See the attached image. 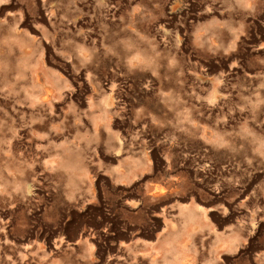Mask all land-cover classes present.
Instances as JSON below:
<instances>
[{
  "label": "rangeland",
  "instance_id": "374dc122",
  "mask_svg": "<svg viewBox=\"0 0 264 264\" xmlns=\"http://www.w3.org/2000/svg\"><path fill=\"white\" fill-rule=\"evenodd\" d=\"M261 254L264 0H0V264Z\"/></svg>",
  "mask_w": 264,
  "mask_h": 264
},
{
  "label": "water",
  "instance_id": "95a60500",
  "mask_svg": "<svg viewBox=\"0 0 264 264\" xmlns=\"http://www.w3.org/2000/svg\"><path fill=\"white\" fill-rule=\"evenodd\" d=\"M68 241H69L70 245L76 247L79 245V242H82V238L77 237V238H73V239L68 240Z\"/></svg>",
  "mask_w": 264,
  "mask_h": 264
},
{
  "label": "crops",
  "instance_id": "0c3cea01",
  "mask_svg": "<svg viewBox=\"0 0 264 264\" xmlns=\"http://www.w3.org/2000/svg\"><path fill=\"white\" fill-rule=\"evenodd\" d=\"M70 157H71V155L67 156V157H66V158H67L66 160H69ZM260 257L262 258V257H264V255L261 254Z\"/></svg>",
  "mask_w": 264,
  "mask_h": 264
},
{
  "label": "bare ground",
  "instance_id": "6f19581e",
  "mask_svg": "<svg viewBox=\"0 0 264 264\" xmlns=\"http://www.w3.org/2000/svg\"><path fill=\"white\" fill-rule=\"evenodd\" d=\"M183 199V198H182Z\"/></svg>",
  "mask_w": 264,
  "mask_h": 264
}]
</instances>
